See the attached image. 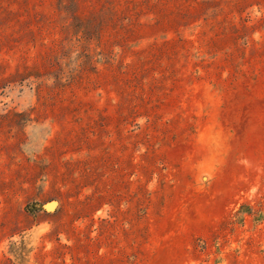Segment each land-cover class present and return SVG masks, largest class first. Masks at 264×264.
<instances>
[{
    "label": "rangeland",
    "instance_id": "1",
    "mask_svg": "<svg viewBox=\"0 0 264 264\" xmlns=\"http://www.w3.org/2000/svg\"><path fill=\"white\" fill-rule=\"evenodd\" d=\"M2 78L0 264H264V0H0Z\"/></svg>",
    "mask_w": 264,
    "mask_h": 264
},
{
    "label": "trees",
    "instance_id": "2",
    "mask_svg": "<svg viewBox=\"0 0 264 264\" xmlns=\"http://www.w3.org/2000/svg\"><path fill=\"white\" fill-rule=\"evenodd\" d=\"M33 70H34V69H33ZM33 70H32V69H29V68L27 67V69L25 70L26 72H23V73L16 72L15 74L11 75L10 77H11V78H15V77H17V78H23L24 76L29 75L30 72L32 73ZM28 71H30V72H28ZM34 71H35V70H34ZM33 73H34V74H37L38 72L35 71V72H33ZM30 75H31V74H30ZM5 80H6V79H3V78L0 79V84H1V82L5 81ZM0 89H4V87L0 85Z\"/></svg>",
    "mask_w": 264,
    "mask_h": 264
}]
</instances>
